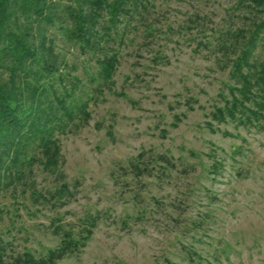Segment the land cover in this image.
<instances>
[{"label": "rangeland", "instance_id": "rangeland-1", "mask_svg": "<svg viewBox=\"0 0 264 264\" xmlns=\"http://www.w3.org/2000/svg\"><path fill=\"white\" fill-rule=\"evenodd\" d=\"M236 2L155 0L154 29L134 20L111 44L121 58L112 87L91 80L98 66L89 53L58 38L90 115L57 132L56 166L29 148L24 177L0 198L6 242L39 254L58 245L64 226L91 235L58 264H264V119L212 114L231 99L236 54L216 37L244 23L233 16ZM256 55L264 59V40ZM162 154L175 165L156 162ZM133 163L150 173L136 174Z\"/></svg>", "mask_w": 264, "mask_h": 264}, {"label": "trees", "instance_id": "trees-1", "mask_svg": "<svg viewBox=\"0 0 264 264\" xmlns=\"http://www.w3.org/2000/svg\"><path fill=\"white\" fill-rule=\"evenodd\" d=\"M154 7L155 0H0V198L13 180L24 177L29 148L43 150L47 168L56 166L57 132L90 115L91 98L75 96L80 78L63 69L68 52L56 51L58 38L89 53L98 66L97 77L91 74V80L99 87H112L121 58L120 49L111 44L122 42L134 20L154 29L149 23ZM233 9V16L244 23L220 29L216 37L225 54H236L228 85L231 99L225 97V105L216 106L212 114L218 121L254 125L264 119V59L256 55L264 40V0H237ZM196 19L202 18L197 14L188 23ZM15 81L24 84L17 88ZM174 160L162 154L155 161L171 167ZM132 165L138 175L141 169L150 173L140 163ZM68 191L62 185L56 192L63 197ZM36 193L38 198L43 195ZM6 205L0 200V212ZM86 231L59 226L58 245L39 254L28 248L17 250L0 232V264H58L86 245L91 230Z\"/></svg>", "mask_w": 264, "mask_h": 264}]
</instances>
